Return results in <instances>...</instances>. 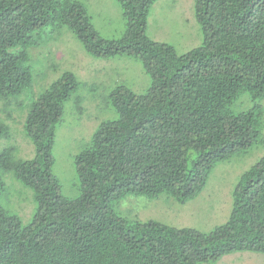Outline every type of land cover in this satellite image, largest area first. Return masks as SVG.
Here are the masks:
<instances>
[{"label": "trees", "instance_id": "trees-1", "mask_svg": "<svg viewBox=\"0 0 264 264\" xmlns=\"http://www.w3.org/2000/svg\"><path fill=\"white\" fill-rule=\"evenodd\" d=\"M119 39L101 38L79 0H0V95L31 87L27 48L46 29L67 27L91 56L138 58L150 78L142 94L117 87V118L103 122L74 157L80 193L68 198L51 172L56 125L78 81L64 72L32 97L25 132L32 159L0 151L2 171L33 190L37 211L23 225L0 206V264H198L223 255L264 253V156L233 191L228 219L210 231L117 215L129 194H167L184 203L204 188L215 165L263 142V110L231 108L240 93L264 98V0H194L202 43L178 55L146 34L155 0H117ZM8 127L0 121V137Z\"/></svg>", "mask_w": 264, "mask_h": 264}, {"label": "rangeland", "instance_id": "rangeland-1", "mask_svg": "<svg viewBox=\"0 0 264 264\" xmlns=\"http://www.w3.org/2000/svg\"><path fill=\"white\" fill-rule=\"evenodd\" d=\"M90 17L96 33L103 39H119L125 30V19L117 0H79ZM194 0H155L147 20L146 34L152 40L170 44L178 55L202 43V32L194 18ZM32 72L31 87L20 94L0 95V121L7 134L0 137V151L13 146L14 160H29L35 146L25 132V117L32 97L47 89L64 72L72 73L78 86L64 102L61 119L56 125L52 147L51 172L60 193L68 198L80 193L74 170V157L85 148L103 122L117 118L110 94L125 87L135 94L144 93L150 78L135 56L115 55L108 58L89 55L80 41L67 28L47 27L27 48ZM255 103L263 110L264 98L253 102L245 92L239 94L231 108L247 110ZM264 139V127L262 130ZM264 156V141L238 151L217 163L197 197L179 203L163 193L155 198L129 194L113 203L114 212L126 219L157 221L174 227H191L210 231L224 223L232 209L233 191L241 175ZM4 190L0 206L28 224L37 211L33 190L15 178L13 171H2ZM198 264H264V253L239 251L215 261Z\"/></svg>", "mask_w": 264, "mask_h": 264}]
</instances>
